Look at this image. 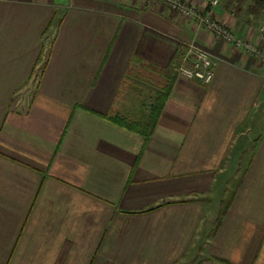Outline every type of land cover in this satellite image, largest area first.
Wrapping results in <instances>:
<instances>
[{
    "label": "crops",
    "instance_id": "crops-1",
    "mask_svg": "<svg viewBox=\"0 0 264 264\" xmlns=\"http://www.w3.org/2000/svg\"><path fill=\"white\" fill-rule=\"evenodd\" d=\"M185 3L264 50V8ZM0 264H264V61L144 0H0Z\"/></svg>",
    "mask_w": 264,
    "mask_h": 264
},
{
    "label": "built area",
    "instance_id": "built-area-1",
    "mask_svg": "<svg viewBox=\"0 0 264 264\" xmlns=\"http://www.w3.org/2000/svg\"><path fill=\"white\" fill-rule=\"evenodd\" d=\"M154 6H166L171 11L177 12L181 17L192 19L201 26H204L217 39L242 49L247 55L254 56L264 61V50L256 44L243 40L236 36L233 30L229 29L222 22L214 19L210 14H206V8L202 9L191 4H186L185 0H144ZM215 8L219 5V0H200ZM264 40V26L259 29ZM216 61L204 48L196 45H187V51L182 56L181 64L178 68L179 75L202 84H210L215 76Z\"/></svg>",
    "mask_w": 264,
    "mask_h": 264
},
{
    "label": "trees",
    "instance_id": "trees-1",
    "mask_svg": "<svg viewBox=\"0 0 264 264\" xmlns=\"http://www.w3.org/2000/svg\"><path fill=\"white\" fill-rule=\"evenodd\" d=\"M231 1L233 4L235 3L239 6H242L247 1H252L256 6H260V7L264 8V0H231Z\"/></svg>",
    "mask_w": 264,
    "mask_h": 264
},
{
    "label": "rangeland",
    "instance_id": "rangeland-1",
    "mask_svg": "<svg viewBox=\"0 0 264 264\" xmlns=\"http://www.w3.org/2000/svg\"><path fill=\"white\" fill-rule=\"evenodd\" d=\"M194 4L198 3L197 5L206 6V4L200 0H192ZM253 3V2H252ZM208 7V6H207ZM175 14L179 15L177 12L173 11ZM215 77V76H214Z\"/></svg>",
    "mask_w": 264,
    "mask_h": 264
}]
</instances>
